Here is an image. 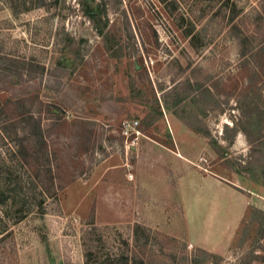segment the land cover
I'll list each match as a JSON object with an SVG mask.
<instances>
[{"label":"rangeland","instance_id":"obj_1","mask_svg":"<svg viewBox=\"0 0 264 264\" xmlns=\"http://www.w3.org/2000/svg\"><path fill=\"white\" fill-rule=\"evenodd\" d=\"M141 134L214 196L133 199L101 163ZM85 245L89 264H264V0H0V264H85Z\"/></svg>","mask_w":264,"mask_h":264},{"label":"crops","instance_id":"obj_2","mask_svg":"<svg viewBox=\"0 0 264 264\" xmlns=\"http://www.w3.org/2000/svg\"><path fill=\"white\" fill-rule=\"evenodd\" d=\"M131 149L133 154L130 159L128 151L124 153L121 150L105 157L101 165L105 171L119 167L125 171V176L127 171L133 173L128 179L133 199L158 209H164L170 200L179 209L180 202L188 200L189 185L192 195L201 194L206 188L207 196H214L205 185L199 182L198 186L196 180H203L204 177L194 170L191 159L179 147H170L148 134H141ZM208 176L207 181L214 180L218 184V179ZM195 199L193 196L191 200Z\"/></svg>","mask_w":264,"mask_h":264},{"label":"trees","instance_id":"obj_3","mask_svg":"<svg viewBox=\"0 0 264 264\" xmlns=\"http://www.w3.org/2000/svg\"><path fill=\"white\" fill-rule=\"evenodd\" d=\"M87 14H89V16L90 17H92V15L88 12ZM183 97H176V96H172V99H173V101H174V103L176 104L180 99H182ZM150 114H153L152 116V118H150L151 116H149ZM149 118L148 119H145V121H144V123H143V127H147V126H149V125H151L153 122H154V118H157V117H159L160 116V114H156V113H148V115H147ZM44 128H42V124L39 122V120H36L35 121V125H34V128L32 129V131H31V133H32V135H33V137L35 138V139H37V141H38V144H46V142H45V137L46 136H48V135H45L44 134ZM19 153H21V152H19ZM22 155H23V157H22V160H23V162L24 163H26V164H28V165H30L31 167H35L36 168V170H37V173H36V175L37 176H40V173H41V171H42V167L40 166V163L39 162H36V161H34V160H32V153L31 152H29V153H21ZM41 184H43V191L44 192H50V190H48V188L45 186V183H43L42 181H41ZM63 187V185L62 184H60L59 185V187H57V188H62ZM55 189H56V187H55ZM52 192V191H51ZM53 192H54V190H53ZM53 192H52V194H53ZM89 249H90V247H88V246H86L85 245V250H86V254H85V256H86V261H85V264H89L88 263V258H87V254H88V251H89ZM130 253V252H129ZM128 251L126 252V257H124V259H125V264H127L128 263ZM136 253H134V255H135ZM136 264H143L142 263V261H139L138 263H136Z\"/></svg>","mask_w":264,"mask_h":264},{"label":"built area","instance_id":"obj_4","mask_svg":"<svg viewBox=\"0 0 264 264\" xmlns=\"http://www.w3.org/2000/svg\"><path fill=\"white\" fill-rule=\"evenodd\" d=\"M128 124L129 125H134V126H136L137 124H138V120H136V119H131L129 122H128ZM135 139V138H134ZM134 139H132V142L130 143V144H134ZM129 143H127V146L128 145H130ZM127 176H128V178H132V176H133V174L131 173V172H128L127 173Z\"/></svg>","mask_w":264,"mask_h":264}]
</instances>
